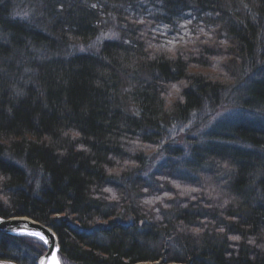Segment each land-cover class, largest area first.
<instances>
[{
  "label": "trees",
  "instance_id": "16d2710c",
  "mask_svg": "<svg viewBox=\"0 0 264 264\" xmlns=\"http://www.w3.org/2000/svg\"><path fill=\"white\" fill-rule=\"evenodd\" d=\"M262 70L264 0H0V217L62 264H264Z\"/></svg>",
  "mask_w": 264,
  "mask_h": 264
},
{
  "label": "snow or ice",
  "instance_id": "6c2138e0",
  "mask_svg": "<svg viewBox=\"0 0 264 264\" xmlns=\"http://www.w3.org/2000/svg\"><path fill=\"white\" fill-rule=\"evenodd\" d=\"M62 7H63V5H61V8H62ZM92 7H96V5H92ZM188 22L190 23L191 21H188ZM140 23H144V21H143V20H140ZM167 27H168V26L165 25V28H167ZM179 27H181V28H185L186 25H180ZM198 31H200V32H204V29H203V28H200V29H198ZM204 34H205L206 36L208 35L206 32H204ZM165 35H166V33H165ZM106 38H111V37L108 36V37H106ZM100 39H101L100 37L97 38L98 41H99ZM183 39H184L183 36H177V37H174L172 40L167 41V44H168V45H174V44L179 43V42L182 41ZM196 39L199 40V36H197ZM125 43H130V41H125ZM185 43H187V42H185ZM201 43H202V44H206V43H208V41H207V40H204V41H201ZM147 47H152V48L155 49V51H154L153 53H150V54H149V58H150V59H155V58H156V53H160L162 50L165 51V52H171V51L174 50L173 48H169V47H167V46L164 45V44H160V45H152L151 43H149ZM80 50H81V51H84V49H80ZM145 50H147V48H146ZM195 51L198 52V51H199V48L195 49ZM180 55L183 56L184 53L181 51V52H180ZM260 74H261V75H264V70H262ZM163 90H164V91H167V92H168V96L171 97L173 91H175V92H177V93L179 92V87H178L176 84H172V85H171V90H169L168 88H165V89H163ZM15 95L18 96V97H19V96H23V95H24V92H23L22 90H16ZM180 99L182 100L183 98L180 97ZM133 111L135 112L136 110L133 109ZM137 114H138V113H137ZM164 142H166V141H164ZM162 146H163V142L161 143V147H162ZM222 167L225 168V169H227V168H228V165H227V164H224ZM161 187H163V185H161ZM177 187H179V185H177ZM107 191H110V189L107 190ZM145 191H147V189H145ZM191 191H197V189H192ZM164 196H168V193L165 192V193H164ZM169 198H170V197H169ZM158 199L163 200L164 197H158ZM227 203H228V201L225 200V201H224V204H227ZM164 206L167 207V205H164ZM0 223H2V221H0ZM202 226L206 227V225H202ZM25 227H26V225H25ZM181 230H183V229H181ZM193 231L198 235L199 232H200V229H199V228H196V229H194ZM219 231H220V232H223V231H224V228L221 227V228L219 229ZM48 232L51 233V229H48ZM18 234H20V235H27V236L34 237V238L38 239L39 241H42L43 244H45V245H49V239H48V237L45 236L41 231L31 230V231L20 232V233H18ZM51 236L53 237V243H52V245H50V248H54V249H55V252H51V253H50V260H49V261H45L44 259H41L40 264H61L60 259H59V258L56 256V254H55L56 252L59 251V246H58V244L55 243V233H51ZM229 238L232 239V240H240V236H239V235L231 236V237H229ZM248 242H249V243H254V241H252V240H249ZM0 264H3V262L0 261Z\"/></svg>",
  "mask_w": 264,
  "mask_h": 264
},
{
  "label": "water",
  "instance_id": "95a60500",
  "mask_svg": "<svg viewBox=\"0 0 264 264\" xmlns=\"http://www.w3.org/2000/svg\"><path fill=\"white\" fill-rule=\"evenodd\" d=\"M0 221H2V223H0V233L6 234V235L27 236V235H20L18 233L24 232V231H31V230L41 231L45 236L48 237L49 245H46L47 251L43 256H41L38 264H40L41 259H44L45 261L50 260V253L55 252L54 248H50V245H52L53 243V237L51 236V233H55L53 229L28 217H13V218L0 217ZM48 229H51V233L48 232ZM55 243L58 244L59 246V240H58L56 233H55ZM55 254L59 258V251L56 252ZM3 264H14V263L3 262Z\"/></svg>",
  "mask_w": 264,
  "mask_h": 264
},
{
  "label": "rangeland",
  "instance_id": "374dc122",
  "mask_svg": "<svg viewBox=\"0 0 264 264\" xmlns=\"http://www.w3.org/2000/svg\"><path fill=\"white\" fill-rule=\"evenodd\" d=\"M188 21H190V17L187 20L180 23V25H186L185 28L179 27L180 25H177L176 27H167V28H165V26H163L162 30H160V34L162 35L161 39L163 41L167 42L169 40H172L174 37L185 36L187 34ZM165 33H166V35H165ZM1 234H3V233H1ZM3 235H6V234H3ZM2 261L10 262V261H5V260H2Z\"/></svg>",
  "mask_w": 264,
  "mask_h": 264
}]
</instances>
